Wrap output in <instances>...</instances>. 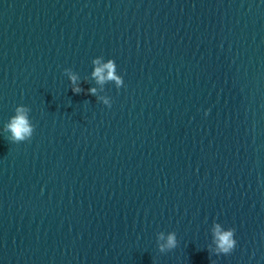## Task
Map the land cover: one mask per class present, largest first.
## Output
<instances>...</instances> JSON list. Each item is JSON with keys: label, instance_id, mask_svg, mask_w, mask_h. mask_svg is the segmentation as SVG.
Masks as SVG:
<instances>
[{"label": "water", "instance_id": "obj_1", "mask_svg": "<svg viewBox=\"0 0 264 264\" xmlns=\"http://www.w3.org/2000/svg\"><path fill=\"white\" fill-rule=\"evenodd\" d=\"M17 105L34 132L0 136V264H264V0H0V129Z\"/></svg>", "mask_w": 264, "mask_h": 264}, {"label": "clouds", "instance_id": "obj_2", "mask_svg": "<svg viewBox=\"0 0 264 264\" xmlns=\"http://www.w3.org/2000/svg\"><path fill=\"white\" fill-rule=\"evenodd\" d=\"M92 71L91 78L97 85H104L111 82L116 89H120L124 85L123 77L117 73V65L112 59L105 60L103 57H95L91 60ZM63 74L67 77L71 85L73 94H80L86 91V94L97 97V100L103 105L110 107L111 98L107 96H97V88L89 87L87 90L79 86V76L71 71L70 68L63 69ZM29 108L24 105H17L14 113L3 128L0 129V136H3L11 143H19L31 139L34 132V125L29 118ZM205 116L208 111L205 110ZM212 242L209 250L212 254L228 255L236 246L235 229L225 228L220 223H214L211 228ZM177 246V237L175 232H158L156 234V247L160 253L168 252Z\"/></svg>", "mask_w": 264, "mask_h": 264}]
</instances>
